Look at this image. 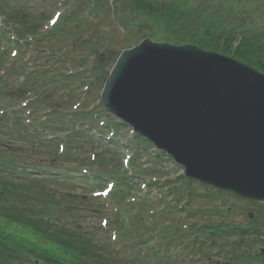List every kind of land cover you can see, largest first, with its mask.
<instances>
[{
  "label": "trees",
  "instance_id": "1",
  "mask_svg": "<svg viewBox=\"0 0 264 264\" xmlns=\"http://www.w3.org/2000/svg\"><path fill=\"white\" fill-rule=\"evenodd\" d=\"M45 2L41 0V3ZM48 2L51 6L58 5L61 10L49 29L43 27L55 13L51 17L49 13L45 15L36 10L25 14L22 5H17L9 6V11L5 10L4 14L13 24L10 27L17 36L18 56L11 58L3 71L13 80L21 79L15 86L20 93L13 94L16 91H8L0 77V264H138L132 253L121 261L117 254L109 251L106 240L94 227L85 226L87 211H80L82 206L76 202L77 194L73 188L75 169H61L59 164L73 163V159L84 158L87 151L92 150L93 160L99 167L106 157L101 144L111 146L117 142H103L84 130L78 133L75 126L84 120L93 122L104 113L98 103L102 81L119 52L141 39L149 37L177 45L193 44L240 59L264 72V59L249 52L242 59L226 45L236 39L243 49H264L263 24L248 13H240V17L234 18L229 8L210 9L202 4L195 9H182L174 0ZM142 16L158 23L157 29L147 25L138 29ZM246 22H256L259 26H246ZM38 32L40 34L36 35ZM28 36L33 37L34 42L30 43ZM30 47L35 55L30 57L29 54L25 59L24 53ZM4 60V54H1L0 69ZM28 62H31V70L24 73ZM72 63L75 69H71ZM80 85L85 87L82 97L78 92ZM27 94L37 97L32 103L35 109L40 107L43 111L38 113L31 109L29 118L33 123L37 122L41 131L50 132L53 138L35 140L30 136L29 126L17 112L12 113L16 101L27 99ZM50 99L57 101L47 106ZM57 109L65 112L66 124L58 119ZM40 117L44 119L40 120ZM76 137H79V143L71 144ZM138 139L142 146L147 144ZM59 143L64 144V153H56ZM44 155L51 159L44 160ZM44 161L47 164L43 165ZM116 165L112 160L114 172L118 170ZM133 173V176L118 173V181L138 180L139 175L146 179L151 174H165L164 171L159 173L156 167ZM93 176V182L100 178L97 172ZM193 184L182 177L164 180L160 186L172 197V206L165 204L163 211L155 214L148 213L142 200L121 208L115 216L117 221L125 219L121 221L119 238L127 239L133 235L139 244H144L147 239L142 238L141 232L152 234L160 225L159 243L153 247L155 250L148 248V259L152 258L154 264H178L179 256L169 253L172 246L178 245H183L182 251L188 252L187 261H183L186 264H216L213 259L204 262L194 259L195 254L222 255L226 262L219 264H264L263 251L254 249L256 241L253 240H257V229L260 230L254 227L257 218L247 220L246 217L247 222L243 224L228 221L225 218L232 207L206 205L222 194L206 187L196 193ZM111 199L123 201V191L117 189ZM195 203L203 205L194 207ZM254 205L262 208L261 204ZM204 208H208L209 213L203 214ZM182 212L185 215L177 218L176 214ZM260 214L261 211H256V215ZM145 217L155 220L146 224ZM137 227L143 230L137 232ZM220 237L228 239L229 249L218 242ZM260 242L264 246V240Z\"/></svg>",
  "mask_w": 264,
  "mask_h": 264
},
{
  "label": "water",
  "instance_id": "2",
  "mask_svg": "<svg viewBox=\"0 0 264 264\" xmlns=\"http://www.w3.org/2000/svg\"><path fill=\"white\" fill-rule=\"evenodd\" d=\"M100 103L185 177L264 202V73L195 45L144 38L118 55Z\"/></svg>",
  "mask_w": 264,
  "mask_h": 264
},
{
  "label": "rangeland",
  "instance_id": "3",
  "mask_svg": "<svg viewBox=\"0 0 264 264\" xmlns=\"http://www.w3.org/2000/svg\"><path fill=\"white\" fill-rule=\"evenodd\" d=\"M48 1H50V0H46L45 3H41V0H0V7H3V9L0 8V21H1L0 30H2L1 28H3V23H5V20H4L5 10L9 11L8 8H9V6L12 7V5H14L16 7H17V5L18 6L22 5V7H23L22 11L25 14L28 13L30 10L33 11V12L36 10L38 13H42L43 14V12H44L45 15L49 13V15L51 17L52 14L54 13L55 9H56L55 13L59 14L60 11H61L59 9V6L58 5L51 6V4ZM174 1L176 2L177 6L182 8V9H186V8L195 9L200 4H202L205 7H209L210 9H215L218 6L219 7H223V9H226V10L229 8V9L232 10V12H231L232 14L231 15H233L234 18L235 17H240V15H239L240 13H244V14L248 13L249 16L251 14L253 16V19L254 20H258L260 24H263L262 27H264V21H263V19H264V0H174ZM165 2H167V0H165ZM38 6L41 7L39 10L36 9V8H38ZM31 7H33V8H31ZM24 9H25V11H24ZM64 9L65 8H62L63 11H64ZM234 13H238V14H234ZM130 19H132V18H130ZM134 19H136V18H134ZM140 19H141V22H139L138 29L141 28V27H144V25H147V27L151 26V28L153 30L157 29V24L158 23H152L151 20L149 21V19H147V18H145L143 16L140 17ZM260 19L262 21H260ZM45 21H43V22H45ZM135 24H136V22L134 23V26H135ZM9 25H13V24L10 23ZM9 25L7 26V31H5V33H4V37L7 36V38H9L10 41H6L5 39H3L2 42H0V51L3 50L4 55H5V60L3 62L5 64L1 65L0 77L3 79L4 86L7 88L8 91L13 90V91H16L13 94H19L20 92L15 89L16 88L15 86H16V84H18V82L20 81L21 78H18L17 80H13V77H7L6 73H4L5 67L7 65H9V62H10L11 58H14V57L18 56V53L14 57L11 55V50L12 49H17V47L15 45H13V43H12V42L15 41V38H17V36L15 35V32L12 30V28ZM68 25L72 26L71 23H69ZM246 26L258 27L259 24H257L256 22H246ZM50 27L51 26L48 23V24H45L43 29H45V28L49 29ZM13 29H14V26H13ZM38 34H40V33L38 32L36 35H38ZM27 39L30 40V43L34 42V38L33 37H29L28 36ZM226 45L231 50H233L236 53H238V57H240L242 59L245 58V55L248 56L249 53L250 54L253 53V54H255V56H259L261 58V60L264 59V49H262V48L261 49H259V48L254 49L253 47H250L252 51L248 50L249 48L243 49L239 45V43H237L236 39L229 41V43H227ZM8 47H10L9 51L8 50L6 51L5 49H8ZM26 50H27V52L24 53L25 54V56H24L25 59H27V56L29 54H30V57L35 55V51L33 50V48L30 47V48H28ZM228 57L234 58L232 56H228ZM239 61L240 62H244V61H241L240 59H239ZM30 63L31 62H28L26 68L24 69L25 70L24 73H28V71L31 70V66H29ZM34 67H35V65L32 64V68H34ZM75 67H76L75 64L72 63L71 69H75ZM259 71H261V70H259ZM261 72L264 73L263 71H261ZM102 85H103V81H102V84L100 86L101 88H102ZM84 91H85V87L81 88V85H80L78 92L82 93L81 97L85 95ZM99 94H100V91H99ZM25 98H27L25 101L22 100V99L17 100L16 103L14 104V110L12 111L13 114H14V112H17L16 114L18 116H20L22 119H24L25 117L28 116L27 115L28 114V111H27L28 109H30V111H31V109H35L32 101L37 99L36 96H31L30 94H27V97H25ZM38 99H39V97H38ZM55 101H57V100L56 99H50L49 102L46 103V105L47 106H51L52 103H54ZM24 103H26L27 105L24 106ZM90 104H91V102H90ZM44 106H45V104H44ZM35 110H37L38 113H43L42 108H40V107L38 109H35ZM19 111H20L21 115L19 114ZM55 112L57 113L58 119H60L65 124L68 122L66 117H64V115H65L64 113L65 112L62 111V109H60V110L57 109ZM105 116L109 117V114H107V113L101 114L99 117L94 119L93 122H90V123L88 122V120H84L83 123H79L77 126H75V128L77 129L76 131H78V133H79V132H83V130H84L85 133H88V131L86 130V128H88L91 131V133H95V134H93L95 136V138L96 137L99 138L102 135L106 137L107 135L109 136L110 134H112L113 135L112 137H114L112 140L113 141H118L117 143H119V142H121V143H119V145H118L117 152H115V150L117 149L116 148L117 147L116 144H113V146L107 145L108 149H110L109 150L110 154H108L109 158H107L108 156L105 155L106 158H107L104 161V163L106 164V168H109L108 160H111V159L113 161L116 160L115 158L117 157V155L115 153H117L118 156H119V162L121 163V166L123 167L124 170L128 171V168L125 167L126 163H124V161H122V159L123 158L124 159H128L129 158L130 159L129 160V164L130 165L131 164H134V165L136 164V163H132V157L135 156L136 144L138 142V139H136L134 134H132L130 132V129L128 128V126L121 125V124H119L118 121H114L111 118H109V122H110V125H111L110 127H100L99 128V126H100L99 122L101 120H104ZM98 129L101 130L102 132H99ZM42 133H43V131H42ZM78 143H79V137H76L75 141H73V143L71 142V144H76V145ZM137 147L141 151V155H140V157H141L140 162L141 163L146 162V161H148V158L157 155V150L156 149L153 150L152 146L145 147V146H142V145H138ZM71 152L73 153V151H71ZM162 163H163V165L165 167H167L171 171H175V169L178 168V165H176L174 162L172 163L171 160H168L166 158H164L162 160ZM93 165H95V164H93ZM177 170H179V168ZM106 181L107 180L105 179L103 186L105 185ZM137 189H141L142 190V187H140V185H139V188H137V186H134V190L132 191V194L135 197H141L142 195L138 194L139 191ZM192 189L196 193H199V192L201 193L203 191V188L201 186H199L198 183L193 184ZM91 191H93V190H91ZM91 191L89 193L90 196H91ZM219 194H222L221 196H219L221 198V201H222L220 203L221 204L220 207H224V208L232 207L231 212H229L227 218H225L228 221L235 222V224L246 223L247 222V220H246L247 212H252V217L250 218V220H253L255 217L257 218V221L255 222V226L254 227L259 228L260 230L257 229V232H258V234L256 235L257 236V240H253L254 242L256 241L255 245H254V249H258L259 247H261V245H263V244H262V242H259V241L264 239V206H263L264 204H261L262 208H259L258 206L252 205L251 203L247 202L244 199H238V198L234 197L233 195H231L229 193L220 192ZM152 195H153V190L150 192L149 197H151ZM220 198H213L211 200V202L207 203L206 205L210 206V205L214 204V202L218 203ZM78 202H81V200H78ZM197 205H203V204L195 203L194 207H196ZM99 207H100L99 204H95V203H93V205L90 206V209H91V214H90L91 216L90 217H92L90 219V223L91 224L93 223L95 225V227L98 226V228L100 227L102 229V231L99 232L100 235L106 236V234H108V232H109V235H110V232L112 230V228H110V221L112 219V215L113 214L110 213L111 210L109 208L105 207L104 211H101L100 210L101 208H99ZM208 210H209L208 208H204L202 213L203 214L204 213L205 214L209 213ZM256 211H261V214L260 215H256ZM103 217L107 218V220H108V224L106 225V227H103L101 225V223H100L101 218H103ZM214 218L215 219H220V217H218V216H215ZM148 220L149 221L150 220H155V218L152 217V218H150ZM196 220H197V218L195 219V221ZM87 222L89 224V221H87ZM83 227H85V226H83ZM260 235H263L262 236L263 238H261ZM217 240H218V242H222L223 245L227 246L226 247L227 249L230 248L229 241H227L228 239L220 237V238H217ZM107 247L112 252H115L118 255V258L121 261H125L126 259H128L127 258L128 254H126V248L123 247V244H120V246L116 245V244L111 246L109 243H107ZM134 255L136 256L137 253H135ZM138 257H139V260H140V261L138 260L139 261L138 263H141V261H142L141 256H138ZM212 259L218 260L220 262L224 261L222 259L221 255H218V256L214 255V256H212Z\"/></svg>",
  "mask_w": 264,
  "mask_h": 264
}]
</instances>
